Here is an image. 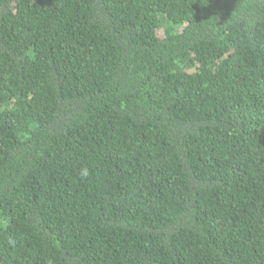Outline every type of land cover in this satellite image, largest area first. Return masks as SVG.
I'll return each instance as SVG.
<instances>
[{"label": "trees", "instance_id": "obj_1", "mask_svg": "<svg viewBox=\"0 0 264 264\" xmlns=\"http://www.w3.org/2000/svg\"><path fill=\"white\" fill-rule=\"evenodd\" d=\"M0 264H264V0H0Z\"/></svg>", "mask_w": 264, "mask_h": 264}, {"label": "clouds", "instance_id": "obj_2", "mask_svg": "<svg viewBox=\"0 0 264 264\" xmlns=\"http://www.w3.org/2000/svg\"><path fill=\"white\" fill-rule=\"evenodd\" d=\"M78 175H79V178H80L81 181L86 180L89 177V175H90L89 169L87 167H82L79 170Z\"/></svg>", "mask_w": 264, "mask_h": 264}]
</instances>
